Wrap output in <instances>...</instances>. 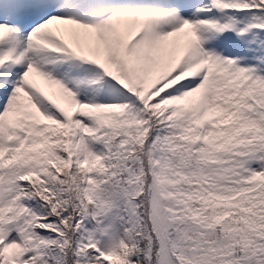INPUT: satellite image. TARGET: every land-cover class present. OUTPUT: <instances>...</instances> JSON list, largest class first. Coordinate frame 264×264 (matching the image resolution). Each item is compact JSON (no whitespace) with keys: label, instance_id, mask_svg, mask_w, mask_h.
<instances>
[{"label":"snow or ice","instance_id":"obj_1","mask_svg":"<svg viewBox=\"0 0 264 264\" xmlns=\"http://www.w3.org/2000/svg\"><path fill=\"white\" fill-rule=\"evenodd\" d=\"M0 264H264V0H0Z\"/></svg>","mask_w":264,"mask_h":264}]
</instances>
